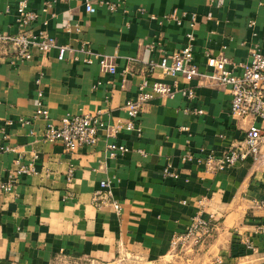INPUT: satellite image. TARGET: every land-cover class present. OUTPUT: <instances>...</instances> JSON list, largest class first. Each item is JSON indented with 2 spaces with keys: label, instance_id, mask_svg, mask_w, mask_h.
I'll return each mask as SVG.
<instances>
[{
  "label": "crops",
  "instance_id": "crops-1",
  "mask_svg": "<svg viewBox=\"0 0 264 264\" xmlns=\"http://www.w3.org/2000/svg\"><path fill=\"white\" fill-rule=\"evenodd\" d=\"M46 1L29 0L38 13L33 29L73 52L62 61L56 50L20 61L9 48L0 50V185L10 186L0 188V264H264V236L255 232L264 222V158L216 173L182 161L201 150L219 155L241 139L248 121L230 116L226 88L195 78L193 100L177 92L144 105L140 135L124 130L108 139L100 131L94 146L73 153L44 141L46 122L32 119L40 89L51 121L100 112L106 124L125 122L123 106L144 79L172 84L158 68L148 74V65L179 52L188 33L200 72L204 52L234 62H247L255 48L264 55V0H105L119 4L115 12L89 0L93 14L84 0L41 13ZM15 31V3L0 0V33ZM83 44L110 58L115 72L100 70L95 60L86 64ZM110 143L128 151L111 157ZM28 164L35 174H15ZM102 181L120 215L93 205ZM203 198V219L216 222L211 237L191 253H173L171 238L186 230Z\"/></svg>",
  "mask_w": 264,
  "mask_h": 264
},
{
  "label": "built area",
  "instance_id": "built-area-1",
  "mask_svg": "<svg viewBox=\"0 0 264 264\" xmlns=\"http://www.w3.org/2000/svg\"><path fill=\"white\" fill-rule=\"evenodd\" d=\"M15 3L16 31L13 33H0V50L4 53L10 49L14 53V59L29 61L34 57L43 58L50 52L57 51V60L62 61L66 53L73 52L68 45H59L44 29H33L38 13L30 8L29 0H11ZM79 0H47L40 12L47 13L57 2L69 3ZM210 3L213 0H209ZM84 10L87 14L96 12V6L89 0H84ZM96 5L105 7L110 12L119 8L118 3L97 0ZM154 19V16H151ZM194 16L191 17L190 27H193ZM178 23V22H177ZM46 25V21L43 22ZM253 25V22L250 23ZM187 44L179 52L163 56L158 63L148 65V74H153L158 68L161 74L172 79V84L161 82H148L144 79L138 86V93L135 99L125 102L123 109L128 119L125 122L117 121L106 124L100 112L86 116H65L58 120L51 121L48 111L43 103L44 95L42 90L36 91L35 110L32 119H42L46 122L42 131V138L49 143H59L68 153L75 152L83 146H94L99 140L100 131H105L108 139H115L122 131H135L138 135L141 128L138 125V116L144 105L155 96L172 97L179 92L186 100L191 101L195 97L194 89L189 84L195 78H201L204 83L217 84L226 88L229 92V114L235 120L248 121L247 127L243 130L240 140L231 144L222 153L204 152L200 155L188 153L183 155L182 161L202 166L207 172H224L234 168L238 163L252 159L260 161L264 158V55L256 48L250 50L247 62H234L224 55L213 56L204 52L205 71L200 72L198 67L192 63V42L191 33L186 35ZM83 53L88 57L86 64L97 62L100 70L113 74L115 67L110 58L96 54L90 50L87 44L82 45ZM184 81V87L178 88V79ZM39 80L36 81L38 83ZM196 115H201V110H193ZM30 120H19L20 125H28ZM9 124V122H8ZM187 131V128H182ZM109 155L116 156L118 153H125L128 149L115 143L107 145ZM17 175H33L35 169L32 164L18 165L15 170ZM164 174L176 177L168 169ZM0 188L9 190L10 186L2 184ZM205 198L197 201V211L190 218V222L183 233L175 234L170 241V251L177 253L185 247L200 248L211 237L215 227V220L212 216L208 220L203 219ZM92 203L97 208H110L115 214L120 215L121 206L116 202L108 190V184L100 182V189L92 195ZM184 203V202H183ZM256 234L264 236V222L255 229ZM249 249L252 246L245 243ZM68 263V262H64Z\"/></svg>",
  "mask_w": 264,
  "mask_h": 264
},
{
  "label": "rangeland",
  "instance_id": "rangeland-1",
  "mask_svg": "<svg viewBox=\"0 0 264 264\" xmlns=\"http://www.w3.org/2000/svg\"><path fill=\"white\" fill-rule=\"evenodd\" d=\"M194 250L197 249V248H193ZM192 247H185L184 250H181L179 251L178 253L179 254H186V253H191L190 250L192 251L193 250ZM189 251V252H188ZM56 264H66V263H62V262H58ZM67 264H70L69 262Z\"/></svg>",
  "mask_w": 264,
  "mask_h": 264
}]
</instances>
